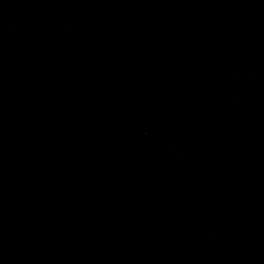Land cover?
<instances>
[{
  "label": "water",
  "instance_id": "water-1",
  "mask_svg": "<svg viewBox=\"0 0 264 264\" xmlns=\"http://www.w3.org/2000/svg\"><path fill=\"white\" fill-rule=\"evenodd\" d=\"M0 264H264V0H0Z\"/></svg>",
  "mask_w": 264,
  "mask_h": 264
}]
</instances>
